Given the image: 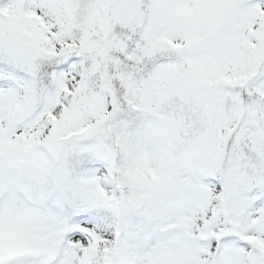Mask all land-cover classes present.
<instances>
[{"label":"snow or ice","instance_id":"obj_1","mask_svg":"<svg viewBox=\"0 0 264 264\" xmlns=\"http://www.w3.org/2000/svg\"><path fill=\"white\" fill-rule=\"evenodd\" d=\"M0 264H264V0H0Z\"/></svg>","mask_w":264,"mask_h":264}]
</instances>
